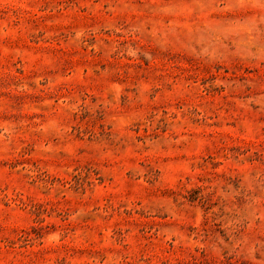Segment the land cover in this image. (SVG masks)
Here are the masks:
<instances>
[{"label":"rangeland","instance_id":"obj_1","mask_svg":"<svg viewBox=\"0 0 264 264\" xmlns=\"http://www.w3.org/2000/svg\"><path fill=\"white\" fill-rule=\"evenodd\" d=\"M0 264H264V0H0Z\"/></svg>","mask_w":264,"mask_h":264}]
</instances>
